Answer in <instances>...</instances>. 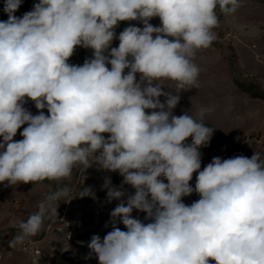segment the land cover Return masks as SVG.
I'll return each instance as SVG.
<instances>
[{"label": "clouds", "instance_id": "obj_1", "mask_svg": "<svg viewBox=\"0 0 264 264\" xmlns=\"http://www.w3.org/2000/svg\"><path fill=\"white\" fill-rule=\"evenodd\" d=\"M21 3L5 0L8 19L0 21V183L58 181L94 158L135 189L125 201L122 187L106 185L108 201L121 202L112 230L88 243L99 264H264V160L258 152L214 157L200 170L199 149L214 131L203 122L206 110L174 115L180 95L161 83L198 86L192 58L215 39L217 7L231 14L239 0H39L17 17ZM156 17L160 26L150 23ZM123 21L143 27L117 37ZM77 47L93 56L69 64ZM193 192L200 198L186 205L182 197ZM68 194L64 187L41 201L9 247L35 236L45 216L57 217L53 202ZM89 195L84 188L78 196ZM134 209L150 222L133 218Z\"/></svg>", "mask_w": 264, "mask_h": 264}, {"label": "rangeland", "instance_id": "obj_2", "mask_svg": "<svg viewBox=\"0 0 264 264\" xmlns=\"http://www.w3.org/2000/svg\"><path fill=\"white\" fill-rule=\"evenodd\" d=\"M30 2L33 4L32 1ZM2 3H5V0H0V6ZM217 15L219 24L213 29L214 41L208 48L196 50L192 58L200 69L198 86H186L178 90L176 82L170 80L161 82L165 87L164 91L170 90L180 95L179 103L173 111L174 115L188 113L198 118L201 109H205L203 122L211 129L213 122H221V115L230 111L229 109L233 107V110H236L244 106L240 97L231 92V84L236 83L237 72L248 82H253L249 71L264 75V0H239L238 9L231 14L221 13L217 7ZM150 23L153 26H160L161 22L156 17L152 18ZM126 25L143 27L140 21H126ZM124 29V24L119 22L115 28L116 36L118 37ZM118 45L119 40L114 39L111 47ZM92 56V49L79 47L75 49L68 63L82 65ZM127 71L126 69L125 73ZM241 82L244 81L239 82L240 89L246 90L242 89L245 87L243 84L246 83ZM25 99L27 104L24 106L30 111L33 110L31 112L33 115L39 114L40 110L36 109L35 103L29 98ZM159 99L164 102L163 96ZM43 111L48 115L46 108ZM150 111L146 110V112ZM24 127L27 125L18 129L14 140L23 139L20 133ZM104 135L107 138L108 134ZM214 135L215 131L208 145L199 149L201 158L214 154L215 157L222 159L238 156L237 153L232 152L231 155L225 154L227 149L222 152L223 154H216L218 144ZM186 143H191V137ZM247 150L249 153L264 154V149L258 147L247 146ZM88 167L86 169L78 164L73 167L70 177L58 181L46 179L13 186L8 185L7 181L0 183V264H99L95 254L89 256L88 244L79 246L77 242H90L93 235H99L103 239L112 230L110 214L121 201H108L107 184L110 183L117 188L122 187L125 192L122 199L125 201L129 195L135 193V189L123 184V177L118 172L99 168L94 158ZM160 179L167 183L163 177ZM190 186L195 188V185L190 184ZM64 187L69 189L68 196L63 197L62 201L53 202L57 207V217L45 216L42 228L35 236L26 239L23 244L15 248L9 247L10 241L20 233L18 227L20 222L26 221L30 214L38 211V204L46 197ZM84 188L91 189L92 195L79 197ZM199 198V195L193 192L189 196L182 197V201L186 205H191ZM132 216L144 223L150 222L145 220L146 213L139 210L134 209ZM70 222L74 224L69 225ZM116 226L123 231L127 230L122 223L118 222ZM209 264L215 262L210 260Z\"/></svg>", "mask_w": 264, "mask_h": 264}, {"label": "crops", "instance_id": "obj_3", "mask_svg": "<svg viewBox=\"0 0 264 264\" xmlns=\"http://www.w3.org/2000/svg\"><path fill=\"white\" fill-rule=\"evenodd\" d=\"M249 75L252 76L253 82L244 80L243 75L241 76L237 72L236 83L231 84V92L240 97L244 106L235 108L236 110H233L232 107L229 109L230 111L221 115V122H213L211 126L215 131L214 139L218 144L217 150L221 146H225L227 149L225 154L231 155L230 152H232L251 158L254 153H249L247 146H244L242 141L244 137L264 130V75H258L251 71H249ZM240 81L246 83L242 88L246 90L240 89ZM24 107L26 108V106ZM26 109L28 110V108ZM260 157L264 160V154H261Z\"/></svg>", "mask_w": 264, "mask_h": 264}, {"label": "built area", "instance_id": "obj_4", "mask_svg": "<svg viewBox=\"0 0 264 264\" xmlns=\"http://www.w3.org/2000/svg\"><path fill=\"white\" fill-rule=\"evenodd\" d=\"M242 144L247 145V146L258 147V148L264 149V130L254 134V135H248V136L244 137ZM224 151H226V147L221 146L218 149V152L216 154H220ZM215 156L216 155L214 154V155H211L208 157L201 158V169L200 170H203V168L208 163H210ZM197 175H198V173H193V177H192V180L190 181V184H192V185L196 184Z\"/></svg>", "mask_w": 264, "mask_h": 264}, {"label": "trees", "instance_id": "obj_5", "mask_svg": "<svg viewBox=\"0 0 264 264\" xmlns=\"http://www.w3.org/2000/svg\"><path fill=\"white\" fill-rule=\"evenodd\" d=\"M30 1H32L33 4ZM35 3H39V0H22L21 6L19 7V9L14 14L23 15L24 13L31 11L33 9V5ZM4 4L5 3H2V5L0 6V21H6L8 19L7 13H5L3 10ZM122 23L124 24V27L126 28L127 27L126 21H123ZM77 48H79V47H77Z\"/></svg>", "mask_w": 264, "mask_h": 264}, {"label": "bare ground", "instance_id": "obj_6", "mask_svg": "<svg viewBox=\"0 0 264 264\" xmlns=\"http://www.w3.org/2000/svg\"><path fill=\"white\" fill-rule=\"evenodd\" d=\"M74 224V222L72 223V222H70L69 223V225H73ZM76 224V223H75ZM67 225V224H66ZM75 226H77V225H75ZM89 242H82V241H80V242H77V244L79 245V246H85V245H87Z\"/></svg>", "mask_w": 264, "mask_h": 264}]
</instances>
